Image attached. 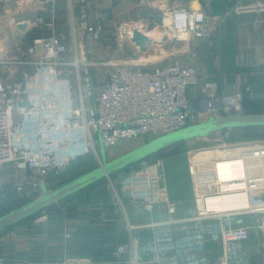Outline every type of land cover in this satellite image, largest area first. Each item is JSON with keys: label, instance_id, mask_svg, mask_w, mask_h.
Wrapping results in <instances>:
<instances>
[{"label": "built area", "instance_id": "obj_1", "mask_svg": "<svg viewBox=\"0 0 264 264\" xmlns=\"http://www.w3.org/2000/svg\"><path fill=\"white\" fill-rule=\"evenodd\" d=\"M6 1L3 11L0 10V40L17 36L9 27L13 12L10 0ZM50 1L54 0L41 3ZM17 3L21 6V2ZM79 3L78 20H72L70 47L56 32L54 19L45 22L51 34L37 37L25 47L12 51L0 45V167L3 171H16L6 175L4 184L14 185L19 192L29 185L42 189L49 175H64L73 165L90 158L101 162L99 146L106 152V148L125 141L155 138L212 117L246 113L244 97L253 94L246 75L239 74L236 85L221 91L217 79L203 73L197 65L199 47L203 42H211L214 32L204 11L187 7L167 9L154 34L153 29L148 30V24L130 27L127 36L137 51L145 50L133 39L136 29L151 39L146 50L156 37L157 42H169L174 54L179 50L186 55V59H150L137 67L126 57L125 38L119 40L120 51L112 59H93L92 49L86 43L100 42L104 27L90 21L88 0ZM21 23H13L17 34L22 31ZM8 27L10 32L5 30ZM101 71H106L102 83L98 79ZM196 89H200L202 96L192 98L190 91ZM224 134L228 136L229 132ZM222 143L227 144L225 140ZM229 145L221 144L215 156L207 150L199 151L201 159L195 156L197 151L192 152L196 208L182 219L176 218L177 204L161 190L157 171L149 161H142V169L132 174L130 184L124 187L127 192L118 199L122 205L128 201L152 211L165 207L170 218L157 220L150 214L145 223H130L131 240L117 247L115 257L128 254L129 264H144V256L150 255L148 263L168 264L161 252L163 240L156 237L145 243L138 232L146 227L160 230L178 222H223L220 235L225 247L249 241L253 231L264 235V139L237 142L243 147L232 156ZM233 160L241 161L243 176L221 180L219 165ZM232 184L242 187L228 188ZM229 192H243L246 205L231 210L207 207L209 198ZM45 219L47 216L42 218ZM247 219L254 223L247 224ZM65 236L71 237V232ZM39 264H119V260L65 258ZM220 264H230L229 259Z\"/></svg>", "mask_w": 264, "mask_h": 264}, {"label": "crops", "instance_id": "obj_2", "mask_svg": "<svg viewBox=\"0 0 264 264\" xmlns=\"http://www.w3.org/2000/svg\"><path fill=\"white\" fill-rule=\"evenodd\" d=\"M42 1L21 0V6L36 7L33 11L40 14L31 18H25L26 15H23L19 21L27 22L28 27L19 34L16 29H13L16 37L21 38L23 35L25 39V35L33 27L52 19L57 22L60 16H65L63 18L68 19L71 27L72 20L74 18L78 20L79 0H54L44 4L41 3ZM88 6L90 21L104 27V37L100 42L86 43L92 49V57L95 60L113 58L118 53L115 51L113 40H118L119 44V40L124 38L127 44L126 57L132 58L139 51L128 39V29L141 23L148 24V30L153 29L152 33H156V27L161 24L163 13L167 9L187 7L204 11L207 24L214 32L211 42H203L199 47L197 65L200 70L214 76L220 84L221 91H227L236 85L239 82V74L246 75V83L251 85L255 95L248 94V96L251 99L262 97L261 90L264 89V0H88ZM60 35L65 41H69L62 34ZM25 44H27L26 41ZM114 51L117 53L115 54ZM140 54L142 58L148 55L154 61L162 59L167 54L172 56L176 54L175 59H186V55L181 54L179 50L174 54L169 42H157L156 37L153 38L152 45ZM199 91L200 89L190 91V96L198 97L196 94ZM235 147L237 148L233 149L243 146ZM171 150H166L156 158L155 163L152 161V167L158 171L156 175L159 178L161 190L178 206L176 218L182 219L196 208L191 172V156L194 150H186L178 154H172ZM232 151L229 152L231 156L236 153V150ZM212 155H217V152H212ZM219 171L221 180L241 179L243 176L241 161L233 160L222 163L219 165ZM133 173L122 177L118 191L112 185L105 189L103 186L96 185L86 189L90 191L89 198L85 197L82 203L78 197L75 203L71 204L70 201L66 205L65 202L57 204L54 207H58L54 209L56 212H53V209L45 211L51 212L48 221H34L45 225L35 228L33 222L30 234L25 236V241L20 237L12 239L10 243L14 251H11L10 255L1 251L0 261L37 264L59 262L65 258L94 257L100 262L119 260V264H129L128 254H121L119 257H115L114 254L119 245L130 242L129 224L145 223L149 221L150 214L157 220L170 218L166 209L152 211L145 205L128 201L121 204L118 197L127 192L128 189L124 187L130 184ZM236 187H242V184H232L228 188L234 190ZM212 199L214 204H221L230 209L246 203V195L243 192H229L212 197ZM247 221L248 219L244 222ZM222 224L223 222L214 220L202 223H175L172 227L180 226L177 230H181L185 226L191 231H195L196 228L206 232L209 238L206 239L205 249L210 264H220L219 260L224 246L220 235ZM161 231L162 229L146 227L140 229L138 235L141 241L147 243L156 237L160 238ZM67 232H71V237L65 236ZM21 236L23 237L22 234ZM241 245L244 253L233 251L230 264H264V235L261 232L253 231L251 239ZM150 258V255H145L144 264H150L148 263ZM173 259L172 257L167 260V263L185 264L181 260L173 263Z\"/></svg>", "mask_w": 264, "mask_h": 264}, {"label": "rangeland", "instance_id": "obj_3", "mask_svg": "<svg viewBox=\"0 0 264 264\" xmlns=\"http://www.w3.org/2000/svg\"><path fill=\"white\" fill-rule=\"evenodd\" d=\"M10 2V3H9ZM8 3L11 7V12H13V14L10 15L9 17V27H13V29H16V27L14 26L13 23L17 22L20 20V18L23 15H26L25 18H31L34 15L40 14L37 13L34 10V8L36 7H32L30 8L29 6L23 7L20 6V3L18 5L17 2H21V0H10ZM7 4L6 0H0V5H1V10L3 11V7L4 5ZM22 5V4H21ZM24 5V4H23ZM3 6V7H2ZM40 7V6H39ZM65 16H60V19L56 22L57 23V27H56V32L58 34H62L64 37H66L69 41V47L71 45V41H72V27L70 22H68V19L63 18ZM44 22H41L42 27L44 26ZM5 28V30H8V32H10V28ZM7 32V31H6ZM14 33V32H13ZM121 35V34H120ZM116 36V35H115ZM5 38V40H4ZM3 40H0V45L5 46L7 48H10L12 51L15 50L17 47H25V39L22 35L21 38H18L15 36V38H13L12 36L8 39H6V36L2 38ZM113 42H115L114 44V48L115 51L119 52V45H118V40L115 41L113 40ZM114 51V53H115ZM116 52V53H117ZM115 53V54H116ZM141 52H137V57H133L134 59L130 58L131 61H133V63H137L135 64L137 67L139 66H143V64L150 62V57L148 55H145V57L141 56L140 54ZM176 56V55H174ZM172 55L167 54L165 57V60H177L175 59V57ZM162 61H165L163 60ZM109 59V58H108ZM108 59H98V61H103V60H108ZM110 59H112V57H110ZM125 59V60H127ZM139 60V61H138ZM142 60H144L142 62ZM138 61V62H136ZM153 61V60H152ZM142 62V63H140ZM104 78H106V71H101L99 72L98 75V79L100 80L99 82L102 83ZM197 96H202L201 92L199 91L198 94H196ZM260 95V94H259ZM262 97H264V93L261 94ZM246 135L242 132L238 133V134H229L228 136L224 133H215L213 135H211L208 138L205 139H197L194 140L193 142H189L186 144V146L184 147L186 150H194L197 151V153L195 154V156H197V158L201 159L200 157L202 156L201 152L199 151H203V150H207L209 152H214V151H218L220 148V145H228L230 144L228 147L229 149L232 150H236L233 148H237L235 146L237 145V142H246V141H259V140H263V139H246L245 137ZM154 137H149V138H139V139H135V140H131V141H125L123 143H120L119 145L113 147V148H106V154L108 159H113L151 139H153ZM226 141L227 144L222 143L223 141ZM232 148H231V147ZM99 152L100 154H102V148L99 146ZM151 165L152 162H150ZM100 162L97 161V159H93L92 161L89 160V163L86 164L83 169H81V171H79L78 174H82L86 171H89L93 168H96L97 166H99ZM142 164H139V166H134L132 168H130L129 170L123 171L121 172V174H117L113 177H111L110 179H106L103 182H101L100 186H103V188L105 189L106 187H111V185L115 188L116 191L119 190L120 188V181L122 179V177H125L133 172H137L139 170L142 169ZM16 173V171H3V169L0 167V215L20 206L21 204L28 202L38 196L41 195L42 189L40 186H33L29 185V187H27V189H25V191L23 192H19L17 190L16 187H14V185H8V184H4V180L5 178H7L6 175H12ZM158 173V171H157ZM27 176H29L27 174ZM71 177H66L65 179H63V181L65 180H70ZM40 179H37V181H39ZM61 181V177L60 176H54V175H49L47 177V187L49 189H53L55 188L59 182ZM40 187V188H39ZM90 193V191L85 190L77 195H74L72 197H70L69 199L65 200V205L67 203H75L77 202L76 198L79 197L80 202L82 203L85 200V197L87 198ZM13 194V195H12ZM12 195V196H10ZM89 198V197H88ZM78 200V201H79ZM86 203V202H85ZM69 204V205H71ZM64 207V206H63ZM58 208V207H57ZM57 208H52L53 212L55 211L54 209ZM165 207H162L161 210L159 211H164ZM56 212V211H55ZM51 212H45L43 214H41L40 216L32 219V220H28L24 223L18 224L17 226L10 228L8 230H4L2 232H0V252L3 251L5 254H9L11 251H14V247H11V243L10 241L12 239L15 240V238H23L25 241V236L30 234V229H31V225L34 221H40L42 220L43 217L47 216V219H45L44 221H48V219L50 218ZM61 216V215H59ZM58 216V217H59ZM62 218V217H61ZM254 223V220H248L247 224H252ZM179 224V223H177ZM184 225V224H182ZM180 226L176 225L174 227L170 226V227H164L161 231V236L160 239L163 240L161 241V252H162V256L163 258H166L167 260L171 259L172 257L173 259V263H178L179 260H181V262L185 263V264H210L211 262L208 259V254L206 253V249H205V243H207V240L209 237L206 235V232H204L202 229H196L195 231H191L190 229H188L187 227H182L181 230H177V228ZM180 231V232H179ZM186 233H188V235H186ZM21 234L23 235V237L21 236ZM16 237H15V236ZM20 235V236H17ZM27 237V236H26ZM252 237V236H251ZM200 243V244H198ZM236 252V251H241L242 253H244V249L243 246L241 244H235V245H230V246H223L222 247V254L220 256V260L219 263L222 262V260H226L227 261L229 259V262L231 263V258H232V252ZM36 262V261H35ZM39 264V263H37Z\"/></svg>", "mask_w": 264, "mask_h": 264}, {"label": "water", "instance_id": "obj_4", "mask_svg": "<svg viewBox=\"0 0 264 264\" xmlns=\"http://www.w3.org/2000/svg\"><path fill=\"white\" fill-rule=\"evenodd\" d=\"M28 23L19 24V28L25 30ZM134 41L146 50L151 39L139 30L134 31ZM167 38L164 37L163 41ZM264 127V113L233 114L223 117H212L177 131L155 137L113 159H108L104 147H102V161L99 166L90 171L56 187L49 189L42 184L41 195L20 206L0 215V232L28 219L47 208L55 206L98 182L110 179L113 175L121 173L144 160L153 158L159 153L178 145L205 139L215 133H223L236 129ZM156 162V159H153ZM45 224L33 223V227L41 228ZM3 264H26V263H3Z\"/></svg>", "mask_w": 264, "mask_h": 264}, {"label": "trees", "instance_id": "obj_5", "mask_svg": "<svg viewBox=\"0 0 264 264\" xmlns=\"http://www.w3.org/2000/svg\"><path fill=\"white\" fill-rule=\"evenodd\" d=\"M0 10H1V5H0ZM48 34H51V31L48 30V28H47L46 26H43V27H42V25H38V26L33 27V28H32V29H31V30L25 35V41H26V43H30L33 39H35V38H37V37H40V36H43V35H48ZM261 91L264 93V89H263V88H262ZM243 103H244V106H245L246 113H264V97H260V98H257V99H251V98L248 96V94H246L245 97H244V101H243ZM227 132H229V134H238V133L242 132V133H244V134L246 135V136H245L246 139H264V127H252V128L236 129V130H231V131H225V132H223V133H227ZM185 146H186V143L181 144V145H178V146H176V147H174V148H171V149H172V150H171V151H172V154H178V153L185 152V151H186V149L184 148ZM164 152H165V151L159 153L158 155H156V156L153 157V158H149V159H147V161L152 162L153 159L158 158V157H159L160 155H162ZM89 160L92 161V158L87 159V160H85V161H82V162H79V163L73 165V166L68 170L67 173H65L64 175H61V176H60V177H61V181H60L58 184H56V185H57L56 187H58V186H60V185H62V184H64V183H66V182H68V181H70V180H72V179H74V178H76V177H78V176H80V175L86 173V172H88V171H86V172H84V173H82V174H78L79 171H81V169H83V167H84L86 164L89 163ZM139 164H140V163H139ZM139 164H136V165H134V166H139ZM134 166H133V167H134ZM131 168H132V167H131ZM129 169H130V168H129ZM129 169H127V170H129ZM89 171H90V170H89ZM125 171H126V170H125ZM115 175H117V174H115ZM115 175H113V176H115ZM113 176H112V177H113ZM66 177H71V178H70V180H65V181H63V179H65ZM105 180H106V179H105ZM103 181H104V180L98 182L97 184H94V185L91 186V187H94V186L100 184V183L103 182ZM56 187H55V188H56ZM76 195H77V194H76ZM67 199H69V198H67ZM67 199H66V200H67ZM62 202H65V200L62 201ZM62 202H60V203H62ZM55 206H56V205H55ZM55 206H52V207H50V208H47V209H45L44 211H42V212H40V213H37L36 215H34V216H32V217H30V218H28V219H25V220L19 222L18 224L24 223V222H26V221H28V220H32V219H34V218L40 216L41 214H43L45 211L54 208ZM18 224L14 225V226H12V227H10V228H13V227L17 226ZM10 228H8V229H10ZM8 229H6V230H8Z\"/></svg>", "mask_w": 264, "mask_h": 264}, {"label": "bare ground", "instance_id": "obj_6", "mask_svg": "<svg viewBox=\"0 0 264 264\" xmlns=\"http://www.w3.org/2000/svg\"><path fill=\"white\" fill-rule=\"evenodd\" d=\"M245 205H246V203L244 205L242 204L241 206L236 207V208L244 207ZM207 207L209 209H212V210H231L232 209V208L230 209V208L223 207V206H221V204H214L212 198H209L207 200ZM233 209H235V208H233Z\"/></svg>", "mask_w": 264, "mask_h": 264}]
</instances>
